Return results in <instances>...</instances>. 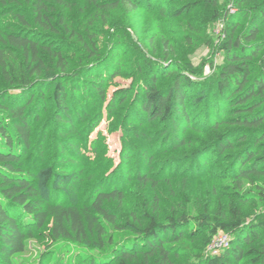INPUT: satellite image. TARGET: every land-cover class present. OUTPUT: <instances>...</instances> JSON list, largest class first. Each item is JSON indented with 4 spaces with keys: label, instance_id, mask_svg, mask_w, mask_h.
Here are the masks:
<instances>
[{
    "label": "trees",
    "instance_id": "1",
    "mask_svg": "<svg viewBox=\"0 0 264 264\" xmlns=\"http://www.w3.org/2000/svg\"><path fill=\"white\" fill-rule=\"evenodd\" d=\"M88 1L97 10L116 6L113 1L85 0V4ZM128 1L132 6L145 3V0ZM80 2L0 0V70L11 87L8 94L0 96V264H18L16 258L27 251L28 240L41 236L36 234L47 228L50 218L46 234L48 254L40 260L41 264L51 262L54 244L61 240L96 248L91 239H102L106 223H117L116 209L111 210L110 204H116V208L123 204L125 188L131 180L156 190L160 182L179 173L181 177L194 175L191 167L185 165L193 162L194 167L206 156L203 147L191 151L185 159L166 160L160 166L155 158L169 147L186 144L181 132L190 123L193 101L195 105L204 103L205 124H212L213 128L229 124L243 129L234 137L221 135L220 142L214 144L219 155H224L240 143L231 177L238 189L243 186L242 180L264 177V0H234L239 12L229 14L228 10L223 14L226 21L220 49L224 62L213 85L201 83L204 87L200 96L195 92L198 84L188 75L177 74L172 83L161 87L156 70L168 74L175 66L156 63L154 68L155 62L147 59L148 69H154L152 78L140 84L131 100L130 92L125 90L112 98L107 105L108 115L112 116L118 106L130 101L123 121L133 124L135 130L131 140L125 137L120 166L109 175L105 173L112 166L110 160L102 159L103 162L94 165V158L103 151V137L99 134L90 141V146L89 132L94 131L102 114L100 109L97 118H93L96 114L93 111L98 109L93 97L99 98V107L107 101L105 87L115 75L114 65L109 58H99L89 68L87 63L82 65L86 69L84 76L74 74L72 78L71 60L66 59L63 44H59V40L62 43L76 38L84 52L91 57L98 54L97 33L84 23L78 24L79 30L71 26L67 11L70 3L80 7ZM199 3L195 0L182 7L163 5L162 10L181 15ZM214 15L221 14L214 11ZM7 16L12 23L2 26L1 20ZM240 18L247 20L238 31ZM50 62L63 77L51 82L47 90L52 88V93L46 95L41 87L48 84L44 81V70ZM45 114V124L37 136L36 127ZM157 122L165 127L163 133L159 138L156 130L155 136L148 138L150 126ZM49 135L56 144H46ZM146 138L147 144L141 146L140 141ZM207 162L205 157L202 166L206 167ZM179 163L184 171L176 170ZM262 187L256 192L245 190L242 197L264 199ZM158 206L156 201L155 211L143 210L142 219L133 218L138 231L131 245L130 241L121 243L104 260L79 254L74 264L87 259L89 264H175L173 258L178 250L175 243L205 230L209 237L204 253L191 264H264V240L260 247L244 248L259 238L264 220L248 223L247 215L238 207L229 213L220 207L207 217L171 212L159 220L153 215L157 214ZM124 224L129 225L130 220ZM219 232L230 235L227 247L216 255H205Z\"/></svg>",
    "mask_w": 264,
    "mask_h": 264
},
{
    "label": "rangeland",
    "instance_id": "2",
    "mask_svg": "<svg viewBox=\"0 0 264 264\" xmlns=\"http://www.w3.org/2000/svg\"><path fill=\"white\" fill-rule=\"evenodd\" d=\"M73 1H81V6L78 7L76 3H70L72 6L67 12L71 17V26L75 27L76 30H79V23L91 27L92 32L97 33L95 43L99 50L96 56L91 57L89 53L83 51L82 45L76 38L62 43L59 40V44H63L65 49L66 59L71 60L70 76L72 78H74V74L84 76L86 69L84 70L82 65L87 63L89 68L95 65L94 62L99 58H104V60L109 58L114 65L115 75L107 81L105 87L107 101L99 107V98L95 95L93 97L95 99L94 106L98 107L93 111V114L96 112L93 118H97L100 109H102V114L94 131L88 133L90 146V141L97 139L99 134L103 137V151L101 150V154L94 158V165L97 162H103L102 159L110 160L112 166L105 173L109 175L120 166L125 137L127 136L131 140L135 130L133 124H125L123 121V114L131 105L129 100L135 96L140 84L147 83L154 73V69H148L146 65L147 59L155 62L154 68L156 63L167 67L175 66L174 70L168 74H159L160 69H155L160 76L158 83L161 87L172 83L177 74L180 76L181 74L188 75L198 84L195 92L200 96L203 86L201 83L213 85L224 62V52L220 49L226 21L223 14L228 10L229 14H234L239 12V9L234 5V0H199L200 3L195 5L191 11L178 15V13L163 11L162 6L182 7L187 2H195V0H163L157 1V3H154L153 0H145V3H140V5L135 0L136 5L134 6L128 0H104L108 3L115 2L116 6L104 10L99 9L100 11L90 1L88 4H85V0ZM23 6L27 5L23 3ZM214 11L220 13V17H215ZM98 12L100 13L97 14ZM246 20L247 18L239 19L242 24L238 31L245 26ZM1 23H3L2 26L9 25L12 23V18L4 17ZM44 56L46 55L44 54ZM166 58L169 61H165ZM47 64V68L44 70V78H46L44 81L48 84H44L41 88L46 92V95H50L52 88L48 90L47 88L51 86L53 80L62 78L63 74L59 73L51 62ZM78 65L81 66L76 67ZM158 68L160 67L158 66ZM10 89L11 87L5 81L0 70V96L8 94ZM120 90H125L126 93L130 92L129 102L118 106L116 113L109 116L107 105ZM191 111L190 123L181 132L186 144L178 148L169 147L165 152H159L155 158L158 159L157 165L160 166L166 160L171 162L175 158L185 159V155L203 147L206 156L198 160L201 167H199V162L194 163V167L193 162L185 165L186 168L191 167L190 172H193L194 175L181 177L180 174L182 173H179L174 177H169L167 181L160 182L156 190L149 186L143 187L135 179L131 180L125 188L126 198L123 204L119 208H116L114 203L110 204L111 210L116 209L117 223H106V235L100 240L98 238L91 239L97 245L96 248H91L85 243L58 241L54 244L55 250L49 264H74L79 254L86 255L87 258L95 257L98 260H104V257H108V254L121 243L130 241L129 245H131V240L138 231L137 225L132 223L134 222L133 218L137 216L142 219L143 210L155 211L153 205L156 201L159 204V210L157 214L154 213L153 215L159 220H164L165 216L171 212L178 215L182 213L201 214L207 217L220 207L225 208L228 213L235 207L240 208L247 215L248 223L264 220V199L258 196L250 199L242 197L245 190L256 192L261 185H263L262 190H264V177L254 176L251 180H242L243 186L238 189L235 179L231 177L234 172L235 155L241 148L240 143H236L235 149L227 151V154L224 155H219L218 147L214 146L220 142L221 135L234 137L239 130L243 131V129L229 124L221 125L218 128H213L212 124H205L203 119L206 112L203 102L195 105L193 101ZM45 119L46 114L36 127L37 136L41 135V128L45 124ZM89 121L86 124H89ZM85 128L87 129L89 126L86 125ZM163 128L165 127L160 122L151 125L148 130V138L155 136L153 131L156 130L159 132L156 135L160 138ZM148 138L140 141L141 146L147 144ZM53 143L56 144L49 135L46 144L50 146ZM88 154L92 155L91 152ZM205 157L208 158V162L207 166L203 167L201 162ZM135 168L136 166L134 170ZM179 168L181 169L180 163L177 164L176 170L179 171ZM181 170L184 171L185 169ZM186 172L189 174V170ZM199 172L200 174H198ZM155 199L157 200L155 201ZM127 220H130L129 225L124 224ZM51 221L52 218L47 221L46 229L37 232L36 235H41L39 236L41 238L34 237L28 240L27 251L19 254L16 258L18 264H41L40 260L48 254L46 234H48ZM220 234L223 233L219 232L218 235ZM228 236L230 239L229 234ZM208 237V231H198L175 243L178 250L173 258L174 263L191 264L200 259L204 253L203 247ZM259 238L255 242L245 245L244 248L247 250L251 247H260L264 240V228L260 229ZM208 247L205 255L209 254ZM57 259L58 262H56ZM89 262L87 259L82 264H89Z\"/></svg>",
    "mask_w": 264,
    "mask_h": 264
},
{
    "label": "built area",
    "instance_id": "3",
    "mask_svg": "<svg viewBox=\"0 0 264 264\" xmlns=\"http://www.w3.org/2000/svg\"><path fill=\"white\" fill-rule=\"evenodd\" d=\"M223 234H220L218 236H216L213 240V242H211V244L208 247V252L212 255H216L220 252V250H222L225 246L227 247L230 239L228 234H225L224 232H222Z\"/></svg>",
    "mask_w": 264,
    "mask_h": 264
}]
</instances>
